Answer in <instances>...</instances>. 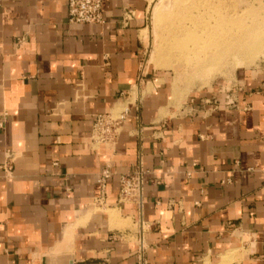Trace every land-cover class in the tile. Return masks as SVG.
I'll return each instance as SVG.
<instances>
[{
    "label": "crops",
    "instance_id": "1",
    "mask_svg": "<svg viewBox=\"0 0 264 264\" xmlns=\"http://www.w3.org/2000/svg\"><path fill=\"white\" fill-rule=\"evenodd\" d=\"M150 1L81 25L68 0H0V264H140L141 245L145 264H264V77L175 106L143 68ZM123 106L116 143L94 145ZM140 159L143 205L120 203Z\"/></svg>",
    "mask_w": 264,
    "mask_h": 264
},
{
    "label": "rangeland",
    "instance_id": "2",
    "mask_svg": "<svg viewBox=\"0 0 264 264\" xmlns=\"http://www.w3.org/2000/svg\"><path fill=\"white\" fill-rule=\"evenodd\" d=\"M181 5L192 7L196 18L198 15L210 17V20H207L210 23L218 18L230 21L228 27L230 30L239 28L240 20L257 24V21L264 19V0H151L146 15L144 33L146 51L142 62L143 68L145 71L149 68V72L152 71L156 75L154 78L160 79L157 84L169 89L175 106H187L196 95H204L205 100L213 101L212 98L216 93L223 95L228 101L233 99L232 95L236 93L243 77H264V46L254 48L248 54L245 52L243 55L219 59L212 71L208 72H194L186 67L185 63L178 64L175 58L169 55L170 50L164 37L169 23L178 21L175 16L180 12ZM205 8H210L207 11L210 15L199 13L205 12ZM225 10L228 12L226 13ZM210 23L205 21V24ZM205 103L207 104L203 105H210L209 102ZM124 106L119 107L114 113L116 115L120 113ZM100 207L104 210L108 208L104 205ZM236 255L237 252L224 256L223 263L236 260Z\"/></svg>",
    "mask_w": 264,
    "mask_h": 264
},
{
    "label": "bare ground",
    "instance_id": "3",
    "mask_svg": "<svg viewBox=\"0 0 264 264\" xmlns=\"http://www.w3.org/2000/svg\"><path fill=\"white\" fill-rule=\"evenodd\" d=\"M182 5L180 12L175 16L178 21L169 23L164 41L170 50L169 55L171 54L178 64L185 63L191 71H212L219 59L243 55L245 52L248 54L254 48L264 46V19L257 21V24L240 20L241 26L230 30V21L218 18L210 23L207 21L210 17L198 15L196 18L192 7ZM210 8H205V12L199 13L210 15L207 12ZM205 21L210 24H205ZM118 115L119 113L116 116Z\"/></svg>",
    "mask_w": 264,
    "mask_h": 264
},
{
    "label": "built area",
    "instance_id": "4",
    "mask_svg": "<svg viewBox=\"0 0 264 264\" xmlns=\"http://www.w3.org/2000/svg\"><path fill=\"white\" fill-rule=\"evenodd\" d=\"M68 21L71 24L81 25L102 24L104 22L103 0H68ZM229 104H234V102L230 101ZM213 105L216 108L218 101L213 100ZM128 113L129 108L126 107L118 116L112 112L97 115L95 117L91 137L92 143L97 147L106 144L114 145L118 139L123 123L127 119ZM0 126L3 127V123H0ZM2 168L7 174H11L13 171L11 162H7ZM115 174L112 167L107 166L98 175L97 183L104 194L106 193L109 180H111ZM146 175L147 171L144 168L142 159L137 162L131 172L119 175L120 191L118 197L120 203H128L142 207L144 179ZM143 250L144 248L141 245L140 264H145Z\"/></svg>",
    "mask_w": 264,
    "mask_h": 264
}]
</instances>
